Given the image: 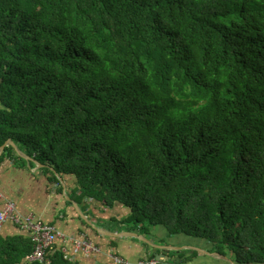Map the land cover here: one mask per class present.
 <instances>
[{"label": "trees", "instance_id": "16d2710c", "mask_svg": "<svg viewBox=\"0 0 264 264\" xmlns=\"http://www.w3.org/2000/svg\"><path fill=\"white\" fill-rule=\"evenodd\" d=\"M9 139L60 193L59 176L71 181L98 227L264 264V0H0V147ZM61 241L41 263L27 261L29 235L0 236V264H80ZM144 245L147 261L162 253Z\"/></svg>", "mask_w": 264, "mask_h": 264}, {"label": "crops", "instance_id": "0c3cea01", "mask_svg": "<svg viewBox=\"0 0 264 264\" xmlns=\"http://www.w3.org/2000/svg\"><path fill=\"white\" fill-rule=\"evenodd\" d=\"M21 159L25 160L24 158ZM0 182V190L3 196L0 199V212L3 210L7 202H12L15 205V210L18 215H22L23 217L34 216L38 220H42L48 224H55V226H57L61 231H63L65 235L69 237H76L81 234H85L90 237V235H88L89 233L87 232L88 230L84 227L82 221L78 217L75 207L70 206V201L67 200L66 193L70 196V191H72L71 189L73 188L71 181L65 182L67 185V191H65L64 188V193H60L58 191L59 187L52 186L48 176L45 175L44 171L39 165L29 162L28 160L23 162L14 157H6L0 164ZM126 213L127 210L118 208L115 212L106 211L105 215L104 213H100L98 216L103 220H108L115 215L119 218H122L124 215H126ZM93 223L98 227L96 221ZM23 234L28 235L27 232L25 233L21 229H18V227L14 224L7 222L3 226L1 236L9 237ZM153 235L155 239L156 237L164 238L166 233L163 230L156 229L154 230ZM111 238L113 237H93L94 241L99 242L102 252L99 255H93L89 257L76 255L74 257V261L79 262L80 264H115L111 260V255L115 254H118L119 256L133 262L148 259L150 251L145 247V243L141 242L140 240H133L132 238H115L113 240L118 243V247H112L110 245L112 242L110 241L112 240ZM150 240L156 244H159L152 239ZM166 240L167 242L171 243L170 246L177 245V247H202V242L200 240L189 239L185 236L174 237ZM70 252L73 256L72 246L70 247ZM201 256L203 255L200 254V257ZM198 261L203 263L205 260L202 261L199 258ZM222 263L226 264L225 262H214V264Z\"/></svg>", "mask_w": 264, "mask_h": 264}, {"label": "built area", "instance_id": "2783aa9c", "mask_svg": "<svg viewBox=\"0 0 264 264\" xmlns=\"http://www.w3.org/2000/svg\"><path fill=\"white\" fill-rule=\"evenodd\" d=\"M2 197L3 196L0 190V199ZM7 222L14 224L18 227V229H21L25 233L27 232L30 236L34 244V250L32 254L27 257V261L29 262L44 263L47 260L48 253L54 250L56 242L59 239L64 240L65 246L63 251L72 261H74V257L76 255L89 257L99 255L102 252L101 248L94 244L85 234H81L76 237H69L53 224H48L42 220H38L34 216L23 217L22 215H18L15 210V205L12 202H7L3 210L0 212V236L4 224ZM71 246L73 249V256L70 252ZM111 260L115 264H157V260H140L133 262L119 256L118 254L111 255Z\"/></svg>", "mask_w": 264, "mask_h": 264}, {"label": "water", "instance_id": "95a60500", "mask_svg": "<svg viewBox=\"0 0 264 264\" xmlns=\"http://www.w3.org/2000/svg\"><path fill=\"white\" fill-rule=\"evenodd\" d=\"M6 147H11L15 154L21 158H24L25 160H28L29 162H33L36 163L37 165L40 166V168L43 167V165H41L38 161H36L33 157L27 155L24 151L19 150V148L15 145V143L9 139L8 141L5 142V144L3 146H1L0 148V156L2 155V153L4 152ZM60 180L65 188V191H67V185L65 183V180L63 179V177H60ZM66 197L67 200L70 202L74 203V207L76 209L77 215L91 228H93L99 235L101 236H107V237H113V238H134V239H138L141 242L149 245L150 247L160 250L162 251V253H159L156 255V260L157 261H161V260H166L167 259V253H169L170 251H181V250H190V251H197L199 252L201 255L205 256V257H210L213 259H217V260H222L225 262H228L229 264H237L232 258L226 256V255H222L220 253H210L207 252L205 250H203L202 248L199 247H194V246H186V247H175V246H165V245H159L156 244L154 242H152L150 239H148L147 237L140 235L139 233H135V232H111L108 231L104 228H99L97 227L89 218L88 216L84 215L82 209L80 208L79 204L76 201H73L72 198L66 193Z\"/></svg>", "mask_w": 264, "mask_h": 264}, {"label": "rangeland", "instance_id": "374dc122", "mask_svg": "<svg viewBox=\"0 0 264 264\" xmlns=\"http://www.w3.org/2000/svg\"><path fill=\"white\" fill-rule=\"evenodd\" d=\"M204 257H205V256H204ZM200 259L203 261V256H201Z\"/></svg>", "mask_w": 264, "mask_h": 264}]
</instances>
